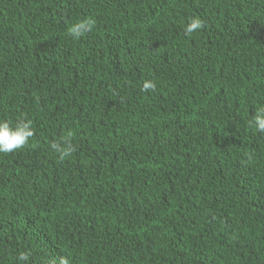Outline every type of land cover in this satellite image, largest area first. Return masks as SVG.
<instances>
[{
    "label": "trees",
    "instance_id": "trees-1",
    "mask_svg": "<svg viewBox=\"0 0 264 264\" xmlns=\"http://www.w3.org/2000/svg\"><path fill=\"white\" fill-rule=\"evenodd\" d=\"M260 107L264 0H0V264H264Z\"/></svg>",
    "mask_w": 264,
    "mask_h": 264
},
{
    "label": "clouds",
    "instance_id": "clouds-1",
    "mask_svg": "<svg viewBox=\"0 0 264 264\" xmlns=\"http://www.w3.org/2000/svg\"><path fill=\"white\" fill-rule=\"evenodd\" d=\"M95 26L93 19H83L73 23L69 28V35L74 39H79L83 34L91 32ZM203 26L201 19L198 17H189L184 31L191 36L194 32L201 29ZM156 88V84L152 80L143 82L142 90L150 91ZM251 126L255 127L260 132H264V107L256 110ZM34 136L32 121L27 117L19 118L15 124L8 120L0 119V153H11L17 149H22L31 137ZM51 148L59 154L61 160L68 157L75 150L71 142V134L63 138L61 141H53ZM30 253L22 252L18 256L19 261L27 262ZM59 264H65L63 257L60 258Z\"/></svg>",
    "mask_w": 264,
    "mask_h": 264
}]
</instances>
